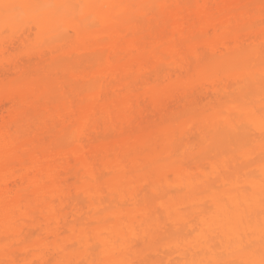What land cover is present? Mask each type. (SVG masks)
Returning <instances> with one entry per match:
<instances>
[{"label":"bare ground","instance_id":"6f19581e","mask_svg":"<svg viewBox=\"0 0 264 264\" xmlns=\"http://www.w3.org/2000/svg\"><path fill=\"white\" fill-rule=\"evenodd\" d=\"M0 264H264V0H0Z\"/></svg>","mask_w":264,"mask_h":264},{"label":"rangeland","instance_id":"374dc122","mask_svg":"<svg viewBox=\"0 0 264 264\" xmlns=\"http://www.w3.org/2000/svg\"><path fill=\"white\" fill-rule=\"evenodd\" d=\"M37 121H38V118H31V119L29 120V122L31 123V126H32V127L38 124Z\"/></svg>","mask_w":264,"mask_h":264}]
</instances>
